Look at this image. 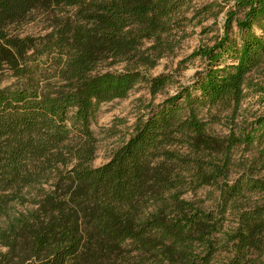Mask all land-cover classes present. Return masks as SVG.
I'll list each match as a JSON object with an SVG mask.
<instances>
[{
	"label": "trees",
	"instance_id": "trees-1",
	"mask_svg": "<svg viewBox=\"0 0 264 264\" xmlns=\"http://www.w3.org/2000/svg\"><path fill=\"white\" fill-rule=\"evenodd\" d=\"M189 2L0 0V70L17 78L0 87V264H215L222 252L221 264H264V203L248 202L264 178L246 169L231 179L236 152L255 149L264 162V115L226 136L202 116L236 112L246 98L264 63V0H231L223 35L189 57L204 69L92 165L101 106L174 83L142 68L173 50ZM35 13L54 14L50 32H11ZM207 186L219 191L216 208L185 197ZM229 212L237 226L224 232Z\"/></svg>",
	"mask_w": 264,
	"mask_h": 264
},
{
	"label": "rangeland",
	"instance_id": "rangeland-1",
	"mask_svg": "<svg viewBox=\"0 0 264 264\" xmlns=\"http://www.w3.org/2000/svg\"><path fill=\"white\" fill-rule=\"evenodd\" d=\"M231 6V0H190L180 13L182 26L173 37V50L164 54L155 67L142 68L149 77L170 75L174 83L156 94L150 92L145 84H141L131 91L126 99L115 100L101 106L92 125L97 138V152L92 163L94 167L107 163L113 154L129 140L139 119L148 112V107L162 103L166 98L175 95L181 87L190 85L196 73L204 69L205 65L201 59L189 57L199 48L213 45L223 35L226 15ZM53 16L54 14L35 13L31 16L30 22L12 28L11 32L21 37L43 36L52 30ZM125 66V64H117L109 67L103 64L99 70L121 71ZM16 81L17 78L8 68L0 70V87L12 85ZM245 94L246 98L236 112L212 110L202 113L211 134L226 136L264 115V63L248 76ZM233 159L239 164L234 168L231 179L236 178L246 169L253 170L258 176L264 178V162L259 161L255 149L247 152L240 150L234 154ZM185 197L209 210L216 208L219 191L207 186L190 191ZM248 202L250 206L263 204L264 192L250 195ZM32 208L30 204L16 206V210L20 212H26ZM236 226V215L229 212L224 232L232 231ZM225 258L227 254L222 252L214 263L221 264Z\"/></svg>",
	"mask_w": 264,
	"mask_h": 264
}]
</instances>
